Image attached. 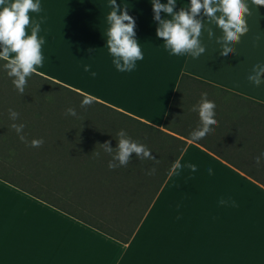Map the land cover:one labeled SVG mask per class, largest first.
Segmentation results:
<instances>
[{"label": "crops", "instance_id": "crops-1", "mask_svg": "<svg viewBox=\"0 0 264 264\" xmlns=\"http://www.w3.org/2000/svg\"><path fill=\"white\" fill-rule=\"evenodd\" d=\"M116 2L136 20L144 58L132 71H118L106 46L111 0H40L29 14L44 18L37 71L155 127L169 112V132L186 141L182 167L170 170L126 243L0 179V264H264V158L255 162L264 152V83L247 79L264 65V6L247 0L249 31L229 56L216 42L221 29L203 17L206 52L194 59L170 54L157 37L152 0ZM189 6L177 0L175 10ZM204 92L218 125L194 141L200 119L191 109Z\"/></svg>", "mask_w": 264, "mask_h": 264}, {"label": "trees", "instance_id": "trees-1", "mask_svg": "<svg viewBox=\"0 0 264 264\" xmlns=\"http://www.w3.org/2000/svg\"><path fill=\"white\" fill-rule=\"evenodd\" d=\"M3 63L0 61V179L128 242L186 143L169 132V112L159 128L103 109L95 99L81 108L84 94L41 74L28 79L21 95ZM69 107L76 109L77 117L65 114ZM10 108L20 114L15 123L25 124L29 142L44 139L41 147L21 142L11 128ZM121 129L145 144L159 163L140 161L132 153L127 167L110 170L111 156L99 144L110 140L117 147L115 136ZM94 150L100 152L99 157L92 154ZM153 167L155 174L147 175Z\"/></svg>", "mask_w": 264, "mask_h": 264}, {"label": "clouds", "instance_id": "clouds-1", "mask_svg": "<svg viewBox=\"0 0 264 264\" xmlns=\"http://www.w3.org/2000/svg\"><path fill=\"white\" fill-rule=\"evenodd\" d=\"M251 3L260 7L264 6V0H251ZM177 0H152L154 20L158 21L157 37L163 38L164 45L172 55H190L192 58H199L206 52V47L201 41L205 20L209 24H215L222 31V36L216 38L220 45V55L229 56L235 52L234 44L239 43L241 37L249 31L247 19L251 15V9L247 0H190V6L180 7L176 11ZM109 7L112 9L107 15L109 28L107 32L106 46L113 57L112 63L120 72H130L136 67V62L143 60L141 43L136 35V20L129 14L127 7L123 10L116 0H111ZM41 11L40 0H0V61L3 70L12 79V83L19 94L25 93L28 79L40 75L37 67L43 66L42 46L45 39L39 36L41 23L44 18L33 21L30 12ZM164 13V17H162ZM31 28V34L27 32ZM209 39L215 36L211 27L207 29ZM84 70L90 71L86 65ZM95 76L96 73L92 72ZM247 79L259 87L264 83V65L255 64ZM94 103V97L84 94L80 107L87 108ZM217 105L208 99L207 92L201 94L200 101L192 106L193 112H198L200 124L190 133L192 140L200 141L207 134L215 131L214 126L218 125ZM66 115L77 117L78 113L74 107L66 109ZM20 114L14 109H9V118L14 121L11 128L15 130L21 142L33 148H39L44 144V139L34 138L30 142L24 134V123H15ZM115 138L118 141L117 147L111 146V141L99 144L104 153L111 156L108 168L115 170L120 167H127L132 160V153H135L140 161L152 160L159 163L152 151L143 143L133 140L126 130L121 129ZM96 157L100 156L99 151H93ZM264 152L255 157L256 165L261 164ZM182 165L179 160L172 164L171 172L175 173ZM193 172L196 171L194 164L187 165ZM212 169H209L211 173ZM155 167L148 170L147 175H154ZM227 201L221 200V204Z\"/></svg>", "mask_w": 264, "mask_h": 264}, {"label": "rangeland", "instance_id": "rangeland-1", "mask_svg": "<svg viewBox=\"0 0 264 264\" xmlns=\"http://www.w3.org/2000/svg\"><path fill=\"white\" fill-rule=\"evenodd\" d=\"M149 133V132H148ZM177 144V143H176ZM176 147H175V149L174 150H176L177 148H178V146H179V144H178V146L177 145H175ZM131 181V180H130ZM135 185V183H133V186Z\"/></svg>", "mask_w": 264, "mask_h": 264}]
</instances>
